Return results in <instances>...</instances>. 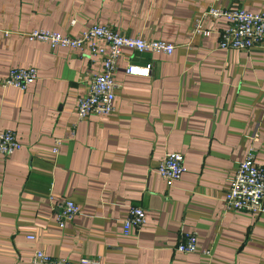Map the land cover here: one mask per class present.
<instances>
[{"label":"crops","instance_id":"crops-1","mask_svg":"<svg viewBox=\"0 0 264 264\" xmlns=\"http://www.w3.org/2000/svg\"><path fill=\"white\" fill-rule=\"evenodd\" d=\"M211 5L264 13V0H0V82L11 68L37 71L26 90L0 85V133L13 131L22 146L0 158V264H31L37 251L94 264H264V215L223 202L247 153L264 164V41L219 49L224 19L207 24L210 36L192 37ZM93 26L174 51L123 50L113 113L78 122L76 99L100 60L26 34L76 38ZM129 63L150 64V75H127ZM170 153L186 171L168 185L156 169ZM63 200L79 214L60 228ZM130 207L144 209L146 222L124 238ZM185 234L197 235L196 253L177 252Z\"/></svg>","mask_w":264,"mask_h":264},{"label":"built area","instance_id":"built-area-1","mask_svg":"<svg viewBox=\"0 0 264 264\" xmlns=\"http://www.w3.org/2000/svg\"><path fill=\"white\" fill-rule=\"evenodd\" d=\"M219 19L226 21V27L216 32L219 37V49L247 50L264 41V13H249L243 10L224 11L215 5H211L195 20L190 32L191 36H210L213 32L207 28V24ZM26 39L46 43L52 49L61 47L87 51L89 55L100 60V73L90 77L87 92L76 99L75 110L78 122L90 115L108 116L113 113L115 92L118 89L114 74L123 50L164 55H171L174 51V46L167 42L128 38L104 26L87 28L76 38L64 37L49 31H32L26 34ZM150 71V64L137 66L129 63L124 68L127 75L140 77H148ZM36 79L37 71L33 67L11 68L0 85L3 88L26 90ZM74 127L75 125L71 134L74 133ZM61 145L62 140L56 139L51 153L57 154ZM21 147L13 131L0 133V158L12 155ZM185 171L183 157L178 153L166 155L156 169L157 175L168 185L178 182ZM223 202L229 212L252 216L264 215V164L256 163L251 151L238 163L233 176L228 181ZM58 209L57 223L60 228L79 214L78 207L70 200L61 201ZM145 222L144 209L130 207L122 221V237L129 238L136 234ZM176 250L182 254L196 253L197 235H182V241L177 245ZM202 254L209 257L207 251ZM30 262L31 264H94L85 258L72 262L64 258H52L38 251L32 255Z\"/></svg>","mask_w":264,"mask_h":264}]
</instances>
